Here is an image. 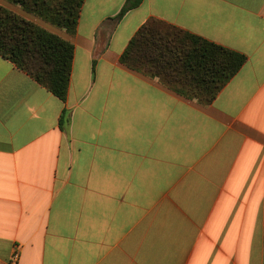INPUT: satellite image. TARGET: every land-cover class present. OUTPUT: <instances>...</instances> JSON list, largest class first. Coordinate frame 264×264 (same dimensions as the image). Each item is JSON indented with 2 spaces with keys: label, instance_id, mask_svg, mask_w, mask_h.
<instances>
[{
  "label": "crops",
  "instance_id": "1",
  "mask_svg": "<svg viewBox=\"0 0 264 264\" xmlns=\"http://www.w3.org/2000/svg\"><path fill=\"white\" fill-rule=\"evenodd\" d=\"M0 5L75 48L65 101L0 56V264H264V0ZM151 19L247 62L189 100L121 62Z\"/></svg>",
  "mask_w": 264,
  "mask_h": 264
},
{
  "label": "trees",
  "instance_id": "2",
  "mask_svg": "<svg viewBox=\"0 0 264 264\" xmlns=\"http://www.w3.org/2000/svg\"><path fill=\"white\" fill-rule=\"evenodd\" d=\"M58 29L75 35L85 0H6ZM142 0H129L121 11L136 8ZM74 45L18 13L0 5V56L30 75L53 95L65 101L70 87ZM128 68L203 106L245 66L247 57L237 51L181 30L157 19L145 23L121 56ZM264 255V254H263Z\"/></svg>",
  "mask_w": 264,
  "mask_h": 264
},
{
  "label": "built area",
  "instance_id": "3",
  "mask_svg": "<svg viewBox=\"0 0 264 264\" xmlns=\"http://www.w3.org/2000/svg\"><path fill=\"white\" fill-rule=\"evenodd\" d=\"M17 256H18V255L16 254V255H15V258H17Z\"/></svg>",
  "mask_w": 264,
  "mask_h": 264
}]
</instances>
